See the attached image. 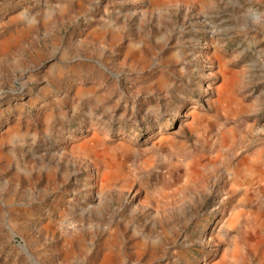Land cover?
<instances>
[{
  "label": "rangeland",
  "instance_id": "1",
  "mask_svg": "<svg viewBox=\"0 0 264 264\" xmlns=\"http://www.w3.org/2000/svg\"><path fill=\"white\" fill-rule=\"evenodd\" d=\"M0 264H264V0H0Z\"/></svg>",
  "mask_w": 264,
  "mask_h": 264
},
{
  "label": "bare ground",
  "instance_id": "2",
  "mask_svg": "<svg viewBox=\"0 0 264 264\" xmlns=\"http://www.w3.org/2000/svg\"><path fill=\"white\" fill-rule=\"evenodd\" d=\"M222 88V87H221Z\"/></svg>",
  "mask_w": 264,
  "mask_h": 264
}]
</instances>
